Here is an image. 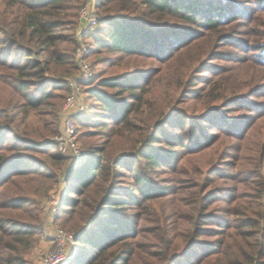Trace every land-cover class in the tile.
<instances>
[{"label": "trees", "instance_id": "trees-1", "mask_svg": "<svg viewBox=\"0 0 264 264\" xmlns=\"http://www.w3.org/2000/svg\"><path fill=\"white\" fill-rule=\"evenodd\" d=\"M6 1L9 5L22 7L24 14L9 22L10 26H15L14 29L3 31L4 40L0 44L16 48L19 53L13 55L9 50L0 56V63L10 71L2 76L1 81L13 89L22 102L11 106L9 101L4 108H0V195L6 197L0 209L21 211L30 201L18 193L7 195V190L15 184V178H30L35 172L44 171L41 174L54 179L73 159L59 151L55 139L46 140V137L60 133L61 118L57 113L71 90L70 81L66 78L78 71L73 52L78 44L75 33L79 11L85 0ZM130 1L98 0L97 12L109 3H118V11L98 16L99 28L86 37L93 38L102 47L100 49L120 53L115 56L116 60L110 59L109 67L123 60L129 63L130 56L142 55L168 65L166 70L160 71L162 74L157 72V78L159 82L168 81L165 99L172 100L186 78L183 69L193 66L190 63L181 64L178 53L216 30L217 25L230 15V5H227L230 2L142 0L145 7L142 11L129 6L127 3ZM171 18H179L194 29L162 23ZM175 31L185 32L186 38L181 40L177 34L173 35ZM259 49L262 51L258 58L264 63V42ZM144 71L138 68L103 76L97 79L96 85L90 86L96 79L94 72L87 85L86 94L93 101V106L76 120L77 131L79 125H94L92 130H88L89 135L101 138L97 145L86 151L87 155L74 162L75 165L71 163L68 170V193L79 196L93 193H90V201L84 195L81 200L65 196L61 202L60 216L65 214L66 207H70V218L77 214L79 219L74 235L77 250L70 264H183L182 261L184 264H264V241L257 240L250 246L245 240V234L256 227L251 212L230 223L224 217L214 222L209 220V212L204 205L209 200L207 188L211 185L210 178L205 180L207 186L200 195L199 204L202 206L199 212H193L196 211L193 202L184 198L180 206L177 205L178 208L182 205V212L156 214L155 221L160 230L152 236L155 242L150 247L140 248L137 238L143 212L127 213L125 210L130 206L141 207L146 201L170 194L169 188L156 185L152 178L158 168L165 162L173 161L175 155L174 149L158 146L162 142L174 146L170 140L173 133L165 134V126L173 115L172 108L157 118L151 114V106L149 110H142L147 100L145 95L150 92L156 78L150 74L153 69ZM191 86L188 84L186 89ZM11 107L18 108L20 120H15ZM30 113L42 117L44 122L46 115L53 116L55 128L48 130L47 124L42 130L28 128L25 122ZM145 113H148L147 116H144ZM201 119L199 116L190 118L195 130ZM21 127H24L23 135L19 134ZM197 131L182 138L177 145L186 156L210 147L208 145L213 136ZM34 135L45 141L31 140ZM203 139L206 142L204 145L201 143ZM195 145L201 147L192 150ZM180 154L178 152L177 156ZM35 155L47 157L51 163L46 164V158L37 159ZM138 159L141 162L136 168ZM122 169L129 176L124 182L125 188H121L123 182L117 184L121 181L119 175L124 173ZM17 189L20 191L19 187ZM83 200L92 212H85ZM24 213L34 220L27 224L16 212L10 215L0 212V264H31L28 255L35 243L37 230L42 229L43 215L39 212ZM208 225H218L223 230L213 234ZM214 236L213 241L202 238L211 239Z\"/></svg>", "mask_w": 264, "mask_h": 264}, {"label": "rangeland", "instance_id": "rangeland-1", "mask_svg": "<svg viewBox=\"0 0 264 264\" xmlns=\"http://www.w3.org/2000/svg\"><path fill=\"white\" fill-rule=\"evenodd\" d=\"M218 1L223 0H213L212 2ZM226 1L230 2L227 5H230L231 13L223 19L225 21L220 22L216 30L207 33L192 47L178 53L181 64L190 63L193 66L183 69L186 72V78L180 90L175 92L172 100H169L171 103L165 99L167 86L169 87L168 81L159 82L157 78L159 76L157 72L166 70L168 65L160 63L152 57L142 55V57L130 56L128 58L129 63L127 60H123L116 66L109 67L110 59L111 61L116 60L114 59L115 56L120 53L112 52L106 48L100 49L102 47L98 46L93 38L90 39L85 36L84 41L88 47L87 59L97 74L95 82L90 86L96 85L97 79L103 76L118 75L138 68H142L145 70L144 72L153 69L150 74L152 78L156 76L155 82L150 92L145 95L147 100L142 110H149L151 106V114H154V118L160 117L161 114L166 113L171 108L173 110V115L165 126L167 132L165 134H175H172L173 138L170 139L174 146L171 147L165 142L158 144V146L174 149L175 155L173 161L162 164L152 178L156 185L169 188L170 194L146 201L141 207L130 206L125 210L127 213L143 212V220L139 223V237L137 238L140 248L145 249L155 242L152 236L160 230V225L155 221L156 214L182 212V205L179 208L177 205L180 206L181 200L184 198H188V202H193L196 207V211L193 212H199L200 206H202L199 204L200 195L207 186L205 183L207 178L211 179V185L207 188L209 200L204 208H207L206 212H209V220L214 222L213 220L224 217L226 222L230 223V221H235L242 216L244 217V214L251 212L250 215L254 218L253 225L256 227L251 233L245 234L247 236L245 240L250 246H253L257 240L264 241V63L258 58L260 51H262L259 47L264 42V0L260 3L258 2L260 0ZM127 4L142 11L145 8L142 0H131ZM118 6V3H109L105 8L99 9L97 14L102 16L115 13L118 11ZM19 14H24L22 7L9 5L6 0H0V43L4 40L3 31L8 32L10 28H15V26H10L9 22ZM148 18L154 21L158 20L153 17ZM162 23L194 29V26L188 25L179 18H171L169 21L163 20ZM77 31L78 26L75 33L76 37H78ZM96 31L97 29L94 32ZM172 34L175 36L177 34L181 40L186 38L185 32L175 31ZM9 50H12L13 55L19 53L16 48L12 49L10 46L0 44V56H4L2 53ZM200 70L203 71L200 72ZM198 71L199 73L196 74ZM9 72L0 63V81L2 76L5 77ZM69 78L71 77L66 78V80ZM188 84H192L190 89H186ZM241 96L242 98L238 100ZM85 97L87 109L90 110L93 101L88 99L86 91ZM9 101L12 102L11 106L15 103L20 105L22 99L16 97L13 89H9L8 85L1 81L0 108H4ZM64 102L57 113L60 118ZM10 109L15 120H20L21 116L17 114L18 108L11 107ZM147 114L145 113L144 116ZM198 116L203 119L199 121L196 129L210 134L211 137L213 136L212 142L208 143L210 147L203 151L186 156V153L177 145L182 138L198 133L190 121V118L195 119ZM45 118L46 121L44 122L42 117L30 113L25 125L28 128L42 130L43 125L47 124L48 130H53L55 118L50 115H46ZM93 126L79 125L78 128L77 139L84 150V156L88 154L86 151L91 146L97 145L101 138L99 135H89L88 130H92ZM191 128H193L192 132ZM227 129H230V132H226ZM23 131L24 127H21L19 134L23 135ZM55 137L48 135L46 140L55 139ZM167 137L164 136V138ZM10 140H13V137H10ZM31 140L45 141L36 135L32 136ZM201 143L204 145L206 142L203 139ZM200 147L195 145V149L192 148V150H197ZM178 152H181L182 157L184 156L182 161H180L182 157L177 156ZM34 157L37 159L46 158V164L51 163L47 157L41 155ZM74 162L76 161L73 159L68 162L58 177L54 179H49L41 174L44 171L35 172L30 178L16 177L11 190H7V195L13 192L18 193L30 203L21 211L0 209V212L7 215L16 212L17 216H20L27 224L34 219L25 215L24 212H39L38 214L43 215L42 229L37 230L35 243L28 255L31 264H37L42 257L53 250L59 229L63 230L67 236H72L71 239H66L68 256L66 264H70L71 258L75 257L74 252L77 250V245L74 242V235L79 225V223L77 224L79 219L77 214L70 218L72 213L70 207H66L63 216H60L59 212L65 196H74V198L81 200L85 195L79 196L68 193L67 178L70 173L68 170L69 166L72 165L71 163ZM140 162L139 159L135 162L136 168H139ZM200 171L202 174H199ZM123 172L119 175L121 181H117V184L123 182L121 188H125L124 182L129 178L125 169ZM17 187L20 188V191ZM90 193L85 195L89 198L88 201L93 194ZM5 199L6 197L0 195V205ZM86 204V201L83 200L82 205L85 212H92ZM208 226L213 230V234L223 230L218 225ZM134 228L137 229V226ZM202 238L213 241L216 236L211 237V239ZM245 258L247 257L245 256ZM182 263L184 264V261Z\"/></svg>", "mask_w": 264, "mask_h": 264}, {"label": "built area", "instance_id": "built-area-1", "mask_svg": "<svg viewBox=\"0 0 264 264\" xmlns=\"http://www.w3.org/2000/svg\"><path fill=\"white\" fill-rule=\"evenodd\" d=\"M97 3L98 0H85L79 11L77 31L79 42L74 51L78 71L69 79L71 90L63 105L60 133L55 137L59 151L73 157L75 161L81 160L84 156V150L77 139L76 120L87 109L85 89L94 75V70L87 59L88 47L84 39H86L85 36L92 34L99 28V17L96 11ZM67 238L71 239L72 236H67L63 230L59 229L55 247L42 257L37 264H66L68 258L66 251Z\"/></svg>", "mask_w": 264, "mask_h": 264}]
</instances>
